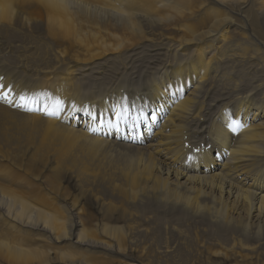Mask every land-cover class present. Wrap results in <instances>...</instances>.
Here are the masks:
<instances>
[{"label":"bare ground","instance_id":"obj_1","mask_svg":"<svg viewBox=\"0 0 264 264\" xmlns=\"http://www.w3.org/2000/svg\"><path fill=\"white\" fill-rule=\"evenodd\" d=\"M255 26L261 30H256ZM15 32L36 35L35 42L47 45L54 63H75L76 67L79 62H86L81 75V71L75 69L68 71L67 76L98 78L105 71H93L91 62L111 51H122L115 56L114 63H120L131 75L129 82L125 81L121 88L110 93V98L115 99L111 103L112 116L105 115L103 122L112 127L114 116L120 113L116 117L120 125L125 118L132 123L124 125L119 133L111 128L112 141L107 137L104 141L87 136L75 128L71 119L68 124L47 119L44 110L49 99L42 101L43 89L55 95L64 96V92L54 89L57 74L47 67L35 65L31 69L35 79L31 80L25 74L27 70H19L20 65L12 69L7 64L11 60L7 51H13L11 36ZM188 46L196 47L192 55L175 65L169 62L168 53L173 52L174 56V50L180 52ZM262 53L264 0H0V93H7V99L0 95V264H119L111 256H118L117 252L124 255L128 251L137 252L139 264H152L149 261L153 243L151 223L157 222L155 217L161 220L167 215L176 220L186 219L185 223L209 227L214 233L211 235H216L210 245L217 247V251L209 255L223 257L228 264H262ZM206 54L211 56L206 58ZM106 61L109 59L104 63ZM222 68L230 71L223 72ZM246 69L248 71L244 72ZM88 71L90 75L85 74ZM231 72L239 74L232 82L234 91L231 92L238 95L234 101L214 110L219 102L226 100L222 98L225 91H221L209 105L203 106L206 100L203 90L209 91L203 95H209L214 87L217 89L218 83L228 86L233 77ZM20 73L25 74L23 83L28 90L19 93L15 75ZM250 74L253 80L248 84L241 75L252 77ZM179 80L188 87L182 91L185 94L175 107L169 98L164 104L162 100L168 92L175 94L182 90L164 89L165 84ZM125 85L129 89L121 90ZM246 85L249 88L244 90ZM222 90L227 89L222 87ZM123 93L133 100L127 98L122 103H134L142 98L153 102L164 118L159 125L153 116L149 120L139 119L140 128L143 123L144 128L154 129L152 139L145 146H134L138 130L134 127L135 120L120 112L119 99ZM21 95L35 103L21 106ZM102 108L107 109L103 104L96 109ZM24 109L35 114L23 116ZM51 110L52 107L47 106L46 114ZM231 115L241 116L250 126L236 138H232L226 124L221 123L224 117ZM207 117L211 121L208 122ZM74 141L87 148L80 158L71 162L56 143L73 145ZM186 142L193 146L211 145V148L209 151L203 149V154H190L184 147ZM227 149L229 156L221 164L217 163L216 160H221L217 152ZM21 151H27L22 157L35 160L33 165L44 166L39 172L33 169L32 173L31 169V176L39 178L45 166L54 161L57 170L59 163L65 169L70 168L76 182L90 189L102 185L101 193L94 194L92 189L85 191L99 217L77 208L79 199L69 198L65 189H60L55 173L36 179L34 183L28 182L25 192L14 191L9 181L19 176L11 164L1 162L9 163L12 154ZM125 153L136 156L139 181L134 174L130 176L126 168L111 164L118 159L116 156H126ZM211 153H215L214 158ZM155 154H160L161 158ZM198 160L208 168L200 169ZM213 166L217 167L213 169ZM104 194L111 200H105ZM153 213L157 215L152 217ZM172 232L177 237L172 249L177 245L187 249L190 236L186 238L175 228ZM217 237L225 239L226 245ZM41 243L61 245V249L41 252L25 249L28 244ZM65 247L72 252L64 251ZM170 252L172 250L165 248L154 258L160 260Z\"/></svg>","mask_w":264,"mask_h":264},{"label":"rangeland","instance_id":"obj_2","mask_svg":"<svg viewBox=\"0 0 264 264\" xmlns=\"http://www.w3.org/2000/svg\"><path fill=\"white\" fill-rule=\"evenodd\" d=\"M259 28L257 26H255L256 30H258ZM260 30H261V28H260ZM22 33L23 32H15L12 34L13 36H11L12 39H14V41H12V43L14 42L13 43L14 48H13L12 53H10L8 51H7V53H8V56L11 58L10 62L12 64L9 61L7 64L10 65V67L12 69H15L16 67H18L20 65L19 70H22L23 68L25 70H27V72L25 74H27V76L31 80L35 79L34 76H32V74L34 73L33 72L34 70H31L35 65H37L39 68H41L42 66L47 67L53 73L57 74L56 80L53 83V86H54V89L56 91L62 90L64 92L63 97H67L68 99H71V100L77 99L80 102H89V104H88L89 106H94L95 108H97L99 106V104L104 105L105 101H103V99L104 98H110L111 92L116 91L119 88H121L124 85L125 81L129 82V78L131 75L130 72L127 70H124L123 66H121L120 63H118V64L114 63L115 56L122 53V51H118V52L111 51L108 54L101 56L99 59L93 60L91 62V66H92L93 71L94 70L105 71L104 75H100L98 78H92L90 76L81 77L78 74H71V75L67 76L68 71H72L75 69H79L78 71H81V73H79L81 75L84 71V66H86V62H79V64L76 67H75V63H73L72 65L62 64V63H54L50 49L47 47L46 44L36 43L35 42L37 40L35 37L36 35L32 34L31 32H27L24 34H22ZM22 37H23V39H22ZM24 37H26V38H24ZM29 39H32V41ZM163 43H166V42L164 41ZM142 44H144V43H142ZM16 47H18V48H16ZM195 48L196 47L188 46V47L184 48L183 51H180V52H178L177 50H174V51H176V53H174V56L172 54L173 52L168 53V55L170 57L169 62L173 63L174 65L177 63V61L183 62L187 57L192 55L193 51H195ZM25 49L30 50V51H27ZM13 53H15L16 55L15 54L13 55ZM11 54L14 56V58L12 57ZM19 54H20V57H19ZM24 54H25V56H24ZM247 54H249V53H247ZM209 56H211V54L205 55L206 58H208ZM262 56L264 57V53H262ZM107 59H109V61H106V63H104V61ZM115 59H117V58H115ZM13 61H15L18 65ZM110 63H111V65H110ZM26 67H27V69H26ZM86 69H88V67ZM236 69H238V68H236ZM221 70L223 72H229L230 71V70H224L223 68ZM16 71H18V70L16 69ZM247 71L248 70L246 69L244 72H247ZM96 72H98V71H96ZM262 73L264 75V72H262ZM25 74L20 73V75H15L17 77L15 85H16V89L17 88H18V90L20 89L19 93L22 91L28 90L27 88L24 87L25 84L23 83L26 79V78H24ZM85 74L90 75L91 73L88 71ZM238 75L239 74H233V77L230 79V83L228 84V86L225 85V87H224V86H222V84L218 83L217 89L214 87L213 90L210 91L209 95H203V94H206L209 92V91L204 92L205 90H203L202 96L206 97V100L203 102V106L209 105V103L211 102L212 99L216 98L220 93H222L221 91H225L223 93L222 98H226V100L225 101L222 100L221 102H219L217 104V106L214 108V110L220 109L219 107H221V109H222L223 108L222 105H224V103L233 102L234 99L238 95H236L237 93L231 92V91H234L232 82L235 80L236 76L238 77ZM250 75L252 77L245 76V78H244L243 75H241V77L243 78V81H248V84H249L253 80V75L252 74H250ZM61 78H66V79L62 80ZM86 80L88 82H86ZM198 81L199 80H197V82ZM19 83L22 85H20ZM119 83H120V86H118ZM222 87H223V89L225 88L227 90H222ZM243 88H244V90H247L249 88V86L246 85ZM29 89H31V88H29ZM123 89L126 90L129 88H126V85H125V87L122 88L121 90H123ZM215 90H217V91H215ZM218 91H220V92H218ZM23 112H24L23 116H25L27 114H35V113L29 111L28 109L27 110L24 109ZM20 114H22V113H20ZM207 119H208V122L211 121L210 117H207ZM143 134H144L143 139H144V146H145L148 144V142L152 138H150V136L148 135V133L145 129L143 130ZM56 144H57L58 148H60L61 152H63V151L65 152L64 155H65L66 159L69 161L80 158L82 153L86 152V148H87V146H82V144L78 141H74L73 145H61L59 143H56ZM26 153H27V151L26 152L21 151L20 153L16 152V154L13 153L9 163L7 161L1 162L3 164H6V165L11 164L12 167L15 169V172L19 176V179L15 180V181H11V180L9 181V183L11 184V187L14 191H16L17 193L25 192L26 184L28 182L33 181V183H34L35 182L34 180H36V179H44L45 177H49L55 173L56 176L58 177V185H59L60 189L64 188L65 189L64 191L66 192V194H68L69 198L73 197V198L79 199V201H78L79 205L77 204V208H82V210L84 212L86 211L88 214L92 213V214H94V216L99 217L100 214L98 213V210L92 209V202L89 199L90 195L88 197V195H87V193H85V191L92 189V190H95L94 194L101 193L103 191L102 185H100V186L97 185L95 187H91V189H90V186H87L86 184H82L80 182H76L75 178L72 175V172H71L72 170L70 168L65 169L62 166V164L59 163L58 170H57L55 167L54 161H52V163L49 162L45 166V169L42 170V173L44 176L40 175L39 178L36 176L35 177L31 176L29 173V171H31V169H32V173L34 172V170H35V172H37V171L39 172L41 169H43L44 166H42L39 163L33 165L35 160H31V159H29V157H26V158L22 157V155L26 154ZM29 154H33V153H29ZM125 154H126V156H122V157L116 156V157H118V159L115 157L116 159L112 160L111 164L114 163V164H117L118 166H120L121 168H126V172L130 176L132 174H134L137 178V181H139L140 180V177H139L140 169L136 168V166H135L136 156H134L132 154H128V153H125ZM211 155L213 158L215 157V153H211ZM156 156L158 158H161L160 154H157V155L155 154V157ZM220 161L221 160H216L217 163H219ZM28 167L30 168L29 170H27ZM215 167H217V166H215ZM131 168H133V169H131ZM56 176H54V177H56ZM130 180H131V177L128 178V182ZM2 183H7V182L2 181ZM39 183L40 182H38V184ZM82 194L84 196H82ZM104 195H103V198H105V200H107V201L111 200V199H106V198H109V196L105 195L106 196L105 197ZM47 196H48V194H47ZM49 197H51V196L49 195ZM97 197H100L99 194L97 195ZM52 198H55V196H53ZM156 215L157 214L153 213L152 217H155ZM155 218H157V222L155 220V221H152V223H151V224H153V226H151L152 231H153L151 242H153V243L152 244L150 243L151 244L150 245L151 250L149 252V253H151V258H149V261L152 264H228L229 263V262L227 263L223 259V257H216L215 255H209V252L212 253L213 251H217V247L210 245L212 243V241L215 239L216 235H215V237L211 235V234L214 235V233L212 232V230L209 227H205V226L203 227L202 225H197V224L191 223V222L185 223L186 219L185 220H182V219L179 220V218H178L176 220V219H173V217L170 215L165 216V218L161 219V220L158 217H155ZM156 223L159 226L156 227V225H157ZM117 224L122 226V227L125 226V225H121L119 223H117ZM173 228L181 230L182 233L186 236V238L188 236L191 237V238L188 237L189 239L187 238V245H186V246H188L187 249H185L183 247L178 248V245L175 246L174 250L172 249V247L174 246V243L177 242V237L175 236L176 234H174L172 232ZM196 229H197L198 234L196 233ZM169 233H170V235H169ZM217 238L219 239V241H221L223 243V245H226L227 242L225 243V241H224L225 239L221 240L220 237H217ZM190 241H191V243H190ZM203 241L206 244L203 243ZM60 247H61V245L58 247L56 245L48 246L46 244L41 243V244H34V245L28 244L25 247V249H27L29 251L41 252V251H44L45 249H49L51 251H58L59 249H61ZM164 247L169 249V250H172V252L163 256L164 258L161 257L162 260L161 259L156 260V258H154V257H156V253L158 251L164 250L165 249ZM205 247L208 249H206ZM63 250L68 252V253L72 252L71 249H69L67 247L63 248ZM174 252H175V254H174ZM99 254H101V253H99ZM117 254H118V256L112 255L111 257L114 259H117L119 264H121V263L127 264L126 261L128 262V264H139L138 263L139 262V256L137 255V252H135V251L134 252L128 251L126 254H124L125 256L122 255L121 253H118V252H117ZM157 261H160V262L157 263ZM261 263L264 264V262H261ZM96 264H99V263H96ZM231 264H233V263H231ZM239 264H240V262H239Z\"/></svg>","mask_w":264,"mask_h":264},{"label":"snow or ice","instance_id":"obj_3","mask_svg":"<svg viewBox=\"0 0 264 264\" xmlns=\"http://www.w3.org/2000/svg\"><path fill=\"white\" fill-rule=\"evenodd\" d=\"M0 95H3L5 99H7V93H0ZM20 101H21V106H27L29 103H35V100H29V98H26L25 96L21 95L20 96ZM11 103V101H9ZM60 101L57 100L55 102V108L58 109L60 105ZM31 110V108H29ZM45 110L47 111V106H45ZM47 114L54 115L55 111L48 112ZM120 113H117V116H119Z\"/></svg>","mask_w":264,"mask_h":264}]
</instances>
